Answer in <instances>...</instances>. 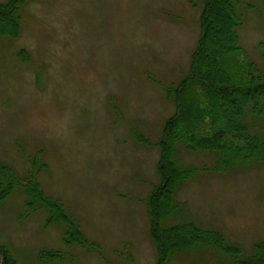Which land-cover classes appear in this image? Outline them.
Masks as SVG:
<instances>
[{"label": "rangeland", "instance_id": "obj_1", "mask_svg": "<svg viewBox=\"0 0 264 264\" xmlns=\"http://www.w3.org/2000/svg\"><path fill=\"white\" fill-rule=\"evenodd\" d=\"M201 1L193 8L188 0H33L18 39L0 37V164L21 177L35 159L44 164L40 187L92 244H66L64 226L47 224V213L31 211L15 190L0 201V246L17 264H156L147 200L174 112L166 92L188 71ZM241 3L252 7L241 44L260 63L264 10L257 0ZM178 159L214 164L203 152ZM176 197L193 222L244 252L264 242V165L201 175ZM170 264L222 262L201 251Z\"/></svg>", "mask_w": 264, "mask_h": 264}, {"label": "trees", "instance_id": "obj_2", "mask_svg": "<svg viewBox=\"0 0 264 264\" xmlns=\"http://www.w3.org/2000/svg\"><path fill=\"white\" fill-rule=\"evenodd\" d=\"M32 1L0 3V37L18 39L23 10ZM198 1L188 0L193 8L199 7ZM257 1L264 10V0ZM201 2L199 37L188 71L175 88L166 92L174 112L165 122L158 143L159 183L147 200L156 264H170L176 257L201 251L215 254L222 264H264L263 241L244 252L220 231L203 229L193 222L188 204L176 197L187 183L201 175L264 165V40L257 45L258 63L248 57L239 35L245 11L252 7L242 5L241 0ZM19 56L29 60L26 51ZM181 152L209 153L214 164L200 168L183 165L178 159ZM44 167L35 159L30 171L21 177L12 167L0 164V201L15 190L21 191L31 211H45L47 224L64 226L66 244L92 246L68 208L40 187L36 176ZM0 264H17L5 246H0Z\"/></svg>", "mask_w": 264, "mask_h": 264}]
</instances>
